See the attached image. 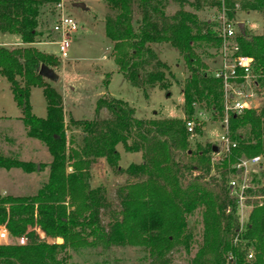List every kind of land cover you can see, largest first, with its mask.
<instances>
[{"label":"trees","instance_id":"trees-1","mask_svg":"<svg viewBox=\"0 0 264 264\" xmlns=\"http://www.w3.org/2000/svg\"><path fill=\"white\" fill-rule=\"evenodd\" d=\"M61 0H0V32L16 35L27 45L55 42L53 32L44 33L41 14L44 7H55ZM114 15L105 17L106 36L121 72L134 88H159L170 93L169 66L158 59L152 45L170 44L185 62L189 75L183 84L185 120L144 119L122 99L103 95L95 103L97 117L104 109L109 117L71 118L69 123L82 130V145L69 150L63 96L39 73L40 67H53L57 58L35 47L9 49L0 46V76L5 77L21 111L20 121L27 136L42 142L52 157L49 178L36 195H0V227H5L14 243H0V264H67L68 250L90 248L106 256L113 248L129 244L143 248L150 264H170L169 251L183 245L189 251L192 236L187 234L188 216L202 210L204 239L193 264H226L229 254L236 264H264V201L253 205L248 224L241 230L239 200L229 182L239 177L240 159L264 156V34L239 32L241 55L254 59L253 68L263 94L258 110L228 116L227 132L236 148L215 166L211 177L213 145H197L192 150L186 123L197 116L198 106L211 112L212 119L224 121V85L213 73L200 70L197 50H218V22L199 20L195 12L221 8L223 3L233 20L237 5L242 11H257L264 18V0H105ZM170 6L178 10L168 13ZM191 8L195 12L187 11ZM127 49V50H125ZM154 63V67L152 64ZM152 67V68H151ZM151 68V69H150ZM111 74L104 83L107 87ZM41 88L47 103L46 117L33 113L30 97ZM195 116V117H194ZM201 125V123H200ZM196 134L202 136L200 126ZM122 145L127 153L142 154V162L131 164L125 173L145 178L124 188L121 220L106 230L100 212L107 204L102 188L90 186V167L98 159L120 171ZM20 169L32 173L39 167L0 154V169ZM71 168V173L68 172ZM248 197H264L257 174ZM123 190V188H122ZM44 236H40V233ZM26 239L21 245L20 240ZM238 239L239 242L235 243ZM255 257L248 260V251ZM117 264V263H116Z\"/></svg>","mask_w":264,"mask_h":264},{"label":"rangeland","instance_id":"rangeland-1","mask_svg":"<svg viewBox=\"0 0 264 264\" xmlns=\"http://www.w3.org/2000/svg\"><path fill=\"white\" fill-rule=\"evenodd\" d=\"M61 2H63L67 14L79 24V33L73 39L69 60H62L57 57L58 46L54 43L42 45L41 48L48 52L43 53L57 58L56 64L50 69L54 71L58 79L46 78V81L63 96V104L67 110L65 123L69 150L82 145V130L69 123L71 118L75 120L83 118L104 120V118L109 117V113L105 109L97 117L94 114L95 103L103 95L126 101L135 109V116L138 118L185 120L182 90L183 84L189 75V70L175 48L170 44L152 45L158 59L169 66L174 77L168 79L172 82L169 94L159 88L148 90V93L145 94L142 89L134 88L124 74L117 72L114 45L107 38L105 28V17L114 15V13L108 10L105 0H61ZM76 4H82L84 8ZM185 9L195 12L189 7ZM177 10V6H170L168 13L172 14ZM221 11L222 7H207L195 13L199 20L216 23ZM56 14L57 10L53 5L44 7L42 10L41 28L44 33L49 34L52 31ZM233 20L237 25L244 24V30L249 35L259 36L264 34V18L257 11L247 13L237 5ZM237 32H240L239 28ZM52 36L56 37L55 34ZM48 41L45 43H50ZM19 42L20 37L0 32V45ZM7 48L17 49L18 47L10 46ZM196 53H198L200 60L198 66L200 70L206 69L208 73H214L218 70L221 64V56L218 50L201 48ZM152 67H154V63ZM109 74H111V77L107 87H105L104 83ZM31 103L34 107L33 113L35 116L46 117L47 103L41 88L32 89ZM194 115L201 121L200 125L193 118V121L196 122V128L201 127L202 136L196 134L193 137L189 135L192 150H196L197 145L204 147L210 144L215 146L218 151L224 133V121L212 119L211 112L206 110L203 105L202 107L198 106L197 113ZM0 116L5 117V120H0V154L20 161L32 162L39 167L38 171L32 173L22 172V170L16 168L6 171L0 169V195L4 197L8 195L19 197L36 195L40 187L48 181L49 164L52 162V157L42 142L27 136L26 128L20 121L22 114L16 106L10 84L5 77L1 76ZM117 148L119 154H121L120 171L111 168L105 159H98L91 165L89 170L90 186L92 188H102V196L107 204L100 212V221L106 230H109L113 224L121 220V212L123 211L121 198L124 188L129 184L145 180V178L135 179L124 172L131 164L141 163L143 160L142 154L139 152L138 155L127 153L122 145ZM216 165V162L211 163V177L213 178L218 175ZM71 171L72 169L68 168V172L71 173ZM254 173L257 174L260 185L264 186V163L255 166ZM187 218V234L192 236V246L189 251L183 245L174 246L168 254L171 260L170 264H193L197 250L202 246L204 239L202 210L194 211ZM14 242L10 238L6 242L0 240L1 244ZM67 253L69 257L67 264L152 263V258L148 252L144 251L143 248L129 244L113 248V255L110 257L90 248L70 249Z\"/></svg>","mask_w":264,"mask_h":264},{"label":"built area","instance_id":"built-area-1","mask_svg":"<svg viewBox=\"0 0 264 264\" xmlns=\"http://www.w3.org/2000/svg\"><path fill=\"white\" fill-rule=\"evenodd\" d=\"M224 0H222L223 3ZM57 10L56 18L52 24V32L56 35L55 44L58 46V56L62 60H69L70 48L74 37L79 33V24L76 20L67 14L63 2L55 6ZM218 36L222 38V45L218 49L221 56V64L213 75L216 79H221L224 85V133L221 138L220 149L213 154L212 163H219L220 160L227 157L231 150L236 148L228 135V116L230 114H242L246 111L258 110L263 103V94L260 85L257 83L255 69L253 68L254 59L241 55L240 46L237 41L238 25L234 20L229 19L225 4L222 5V11L217 17ZM201 123V122H200ZM199 123V124H200ZM188 134L196 135V122L193 120L186 123ZM264 163V156H255L251 159H240L235 166L238 169L239 177L232 179L230 190L232 195L239 200L240 229L242 230L250 220V214L253 205L248 201L258 200L261 205L264 197H248L246 191L254 188L252 183V174L257 165ZM40 233V231H38ZM43 236V233H40ZM8 233L5 227H0V240H6ZM26 239H21V244H25ZM239 242L238 239L235 243ZM255 252L249 248L247 258L253 260ZM235 256L229 254L226 264H236Z\"/></svg>","mask_w":264,"mask_h":264},{"label":"crops","instance_id":"crops-1","mask_svg":"<svg viewBox=\"0 0 264 264\" xmlns=\"http://www.w3.org/2000/svg\"><path fill=\"white\" fill-rule=\"evenodd\" d=\"M10 35V34H9ZM52 43H54V42H52ZM52 43H45V42H40V43H36V44H33V45H27V44H24L22 41H21V38H20V42L19 43H14V44H6V43H3V45H0V46H5V47H10V46H16V47H18V48H20V47H24V46H29V47H35V48H38L40 51H42V52H46V53H48L47 51H45V50H43L42 48H41V46L42 45H51ZM55 44V43H54ZM56 45V44H55ZM34 89V88H33ZM32 91V90H31ZM31 99H32V92H31V97H30V102H31ZM31 106H32V103H31ZM63 106H64V104H63ZM33 107V106H32ZM33 110H34V107H33ZM66 112H67V110H66V108L64 107V114H65V120H66ZM72 116H73V114H71ZM0 120H5V117L4 116H0ZM117 151L119 152V150H118V148H117ZM139 154V153H138ZM137 154V155H138ZM141 155V154H140ZM2 170H4V169H2ZM6 171V170H5ZM8 240V237H7V239L6 240H3L4 242H6Z\"/></svg>","mask_w":264,"mask_h":264},{"label":"water","instance_id":"water-1","mask_svg":"<svg viewBox=\"0 0 264 264\" xmlns=\"http://www.w3.org/2000/svg\"><path fill=\"white\" fill-rule=\"evenodd\" d=\"M76 5L79 6V7L84 8V6H83L82 4H76ZM238 28H239L240 32L244 33V24L240 23V24L238 25ZM39 73H40L42 76H44L45 78H47V79H52V80H53L54 78H55V80L58 79V77H57V75L54 73V71H52L51 69H49V68H47V67H45V66H41V67H40ZM213 151L218 152L216 147L213 148Z\"/></svg>","mask_w":264,"mask_h":264}]
</instances>
